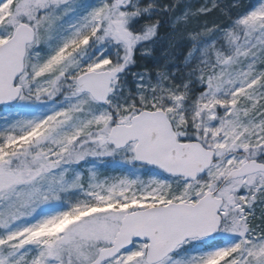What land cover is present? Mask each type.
Instances as JSON below:
<instances>
[{"label": "snow or ice", "instance_id": "snow-or-ice-1", "mask_svg": "<svg viewBox=\"0 0 264 264\" xmlns=\"http://www.w3.org/2000/svg\"><path fill=\"white\" fill-rule=\"evenodd\" d=\"M0 264H264V0H0Z\"/></svg>", "mask_w": 264, "mask_h": 264}]
</instances>
